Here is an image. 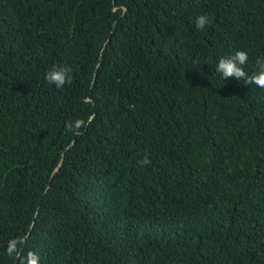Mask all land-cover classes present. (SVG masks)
<instances>
[{"label":"trees","instance_id":"1","mask_svg":"<svg viewBox=\"0 0 264 264\" xmlns=\"http://www.w3.org/2000/svg\"><path fill=\"white\" fill-rule=\"evenodd\" d=\"M237 51L257 72L264 0H0V264H264V89L215 71Z\"/></svg>","mask_w":264,"mask_h":264},{"label":"clouds","instance_id":"2","mask_svg":"<svg viewBox=\"0 0 264 264\" xmlns=\"http://www.w3.org/2000/svg\"><path fill=\"white\" fill-rule=\"evenodd\" d=\"M210 23L207 16L201 15L196 19V28L203 30L204 27ZM248 61V54L245 51H237L233 56L221 58L216 65L215 71L219 73L225 80L228 77L235 76L238 80H245L247 84H255L259 88L264 89V60H257V72L249 75L245 71L244 65ZM71 69L61 68L59 70H52L46 73L45 80L51 84H54L57 88L62 87L66 83L70 84L72 81ZM83 121L75 122V127L80 128L83 125ZM71 127V125H70ZM143 163H148L147 160ZM12 249H9L11 252ZM31 264H36V257L31 258Z\"/></svg>","mask_w":264,"mask_h":264},{"label":"water","instance_id":"3","mask_svg":"<svg viewBox=\"0 0 264 264\" xmlns=\"http://www.w3.org/2000/svg\"><path fill=\"white\" fill-rule=\"evenodd\" d=\"M124 10H125V8H124ZM63 157H64V155H63ZM62 165H63V159L61 160V162L59 163V165L55 169L54 173L58 172L60 170V168L62 167Z\"/></svg>","mask_w":264,"mask_h":264}]
</instances>
